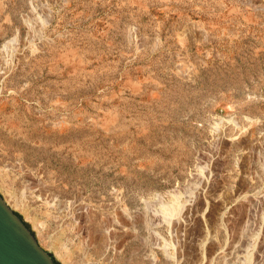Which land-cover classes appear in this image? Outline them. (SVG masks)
I'll use <instances>...</instances> for the list:
<instances>
[{
  "label": "rangeland",
  "instance_id": "374dc122",
  "mask_svg": "<svg viewBox=\"0 0 264 264\" xmlns=\"http://www.w3.org/2000/svg\"><path fill=\"white\" fill-rule=\"evenodd\" d=\"M0 196L55 264H264V0H0Z\"/></svg>",
  "mask_w": 264,
  "mask_h": 264
},
{
  "label": "water",
  "instance_id": "95a60500",
  "mask_svg": "<svg viewBox=\"0 0 264 264\" xmlns=\"http://www.w3.org/2000/svg\"><path fill=\"white\" fill-rule=\"evenodd\" d=\"M0 264H55L0 198Z\"/></svg>",
  "mask_w": 264,
  "mask_h": 264
},
{
  "label": "bare ground",
  "instance_id": "6f19581e",
  "mask_svg": "<svg viewBox=\"0 0 264 264\" xmlns=\"http://www.w3.org/2000/svg\"><path fill=\"white\" fill-rule=\"evenodd\" d=\"M199 175V174H198ZM196 179V178H195ZM198 182H196V183H193L192 184V186H190L189 188L187 187V190H186V201L185 202H189L190 200H191V197H192V195H193V193H199V188L197 187V184ZM185 190V189H184ZM192 194V195H191ZM196 194V195H197ZM0 198H1V196H0ZM1 200H2V198H1ZM3 201V200H2ZM4 202V201H3ZM178 202V201H177ZM204 202V201H203ZM5 203V202H4ZM173 203V202H172ZM183 205V204H182ZM181 205V206H182ZM6 206L8 207V209L12 212V213H15L7 204H6ZM167 206V205H166ZM166 208V207H165ZM176 211V209L175 208H168V210L167 211H165V212H163V213H161L160 215H161V217H162V219H169L170 220V218H171V216L173 215H175V214H173L172 212L173 211ZM172 215H171V214ZM197 214H198V212H197ZM17 215V214H16ZM198 216V215H197ZM159 217V216H158ZM166 221V220H165ZM168 221V220H167ZM24 224H26L24 221H22ZM169 222V221H168ZM47 254H49L48 252H47ZM50 255V254H49Z\"/></svg>",
  "mask_w": 264,
  "mask_h": 264
}]
</instances>
